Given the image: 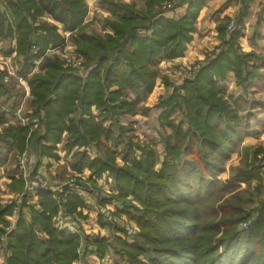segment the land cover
<instances>
[{
  "label": "trees",
  "instance_id": "obj_1",
  "mask_svg": "<svg viewBox=\"0 0 264 264\" xmlns=\"http://www.w3.org/2000/svg\"><path fill=\"white\" fill-rule=\"evenodd\" d=\"M186 3L184 14L170 18L162 9L154 12L161 0H146L144 12L133 4L109 1L116 19L108 21L112 34L101 37L83 33L88 13L84 0H0V40L16 39V50L24 60L20 74L25 75L32 61L44 57L49 47L65 43L57 26L36 25L38 17L50 16L63 26L64 34L70 33V39L78 33L73 40L85 65L91 64L87 74L66 73L58 61L45 58V73L29 80L34 116L45 123L37 145L41 140L56 144L65 131L70 134V147L107 142L104 155L93 159L82 153L73 167L88 168L96 177L112 174L125 211L135 208L133 201L141 206L139 215H130L141 230L137 241L130 245L118 239L129 264H264V204L246 231L238 228L249 218L246 213L237 216L232 205L211 206L220 192L261 180V165L220 179L225 170L222 162L251 135L246 124L250 115H241L247 112L245 101L226 96L224 85L233 74L246 94L256 76L251 69L256 55L241 52V23L232 32L228 26L220 27L222 45L206 58L193 79L184 80L162 100L161 127L172 129L165 137L163 159L155 146L135 142L131 136L124 139L128 129L117 119L120 114L138 113L139 104L156 86L162 62L184 56L204 0ZM10 90L0 77V102L10 98ZM92 106L103 114L98 118L92 115ZM183 108L186 130L183 122L172 120ZM75 109L88 117L67 124ZM6 118L4 112L0 114V125L8 123ZM108 120L110 127L105 125ZM116 124L118 133L112 129ZM29 130L10 124L0 131V153L4 145L24 151ZM109 143L122 147L123 166L117 164L119 149ZM40 148L50 154L54 146ZM66 192L67 188L60 197ZM40 194L43 212H34L32 222L19 218L6 239L4 264H74L79 259L81 236L54 226L59 209L55 194L48 190ZM71 204L78 201L66 205L76 211L77 206ZM9 213L0 199V224L8 225L5 218ZM3 234L0 228V237ZM95 244L102 251L107 247L105 239Z\"/></svg>",
  "mask_w": 264,
  "mask_h": 264
},
{
  "label": "crops",
  "instance_id": "obj_2",
  "mask_svg": "<svg viewBox=\"0 0 264 264\" xmlns=\"http://www.w3.org/2000/svg\"><path fill=\"white\" fill-rule=\"evenodd\" d=\"M109 1L128 5L133 4L136 6V9L141 12H144L147 9L146 0H84L85 5L88 8V13L84 21V26H86V28L83 33L85 35L104 37L106 34H112V30L108 25V21H114L116 16L112 12L111 6L108 4ZM168 1L173 4V9L171 10H165L162 8V4ZM187 6L188 4L186 3V0H161V4L159 6H154V12L156 13L162 9L166 13L165 15L167 17L178 18L185 13ZM174 13L178 15H174ZM234 19H238V22L242 25L243 32L239 43L241 48L242 46L247 47L246 49L242 50L248 51L253 49L258 39L261 40V43H264V0H204V5L201 7L199 16L196 20L195 33L193 34L192 42L188 44L187 50L183 57L170 61H164L160 64L156 86L148 98L151 100L160 93H162V96L160 97H164L165 94L169 96L175 87L181 85L183 79L181 78L180 73H178V67L184 64L190 65L198 60H206V56L210 51V48H218L222 45L223 40L220 36L219 28L227 26L228 22ZM225 20L228 22H225ZM40 22L57 26L59 28V32L64 38L70 34H64L63 26L54 21L48 15L38 17L35 24L38 25ZM250 31L254 32L247 36L245 32ZM254 34H258L260 36L255 37ZM244 42L246 46L244 45ZM16 49V39L0 40L1 78L4 79L6 85L10 86L11 89L10 98L5 97L0 102V114L4 112L7 117L6 119L9 120V123L0 125V131L8 128V125L11 124V120L13 122L12 125L26 127V125L20 122V119L17 116V111L21 105L24 108V101L26 102L28 97H30V101L27 102L25 110L23 109V116L28 119L29 122H31L32 126L29 130L28 140L24 151H20L16 148V146L4 145L3 152L0 153V197L2 198V196H10L16 198L15 206L10 209V214L6 216V220L15 222L18 218H24L26 221L32 222L34 212H43V197L41 194L39 195L41 199H37L38 204L36 207H27L28 205H26L24 200L21 202L20 194L24 191L26 179L22 173L24 171V167L19 164L18 160L21 155L25 154L28 155V162L30 164H34L36 173L41 177L46 178L48 185L47 190L54 192L55 201L57 200V197H55L56 193L59 195L63 192L62 190L67 188L66 194L63 196V198H61L65 209L69 210L66 206L68 203L78 201V204H71V207L77 206L76 212L80 213L82 216L88 215V217L92 218L98 213H103L105 209H107L112 211L115 216H118L114 223L116 227L120 226V222L118 221L119 217L130 216L132 214V209L125 211V207L120 199L108 201L107 190L111 189L108 185V175H110V173H104L99 178H96L94 175L91 177V172L88 168H83L84 173L88 178L87 182L93 185L94 189L99 190L100 193L104 195V198L102 199H106L105 202H111L110 204L96 202L98 200L93 195V191L88 190L85 186H83L81 179H77L80 181L78 188L70 189L69 187H65L62 189L61 186L64 184V179L68 176H64L62 174L63 172L60 170V163L64 160L61 157L59 147L63 146V144L66 145V140L68 137L63 138V136L67 133V131L63 133L61 139L56 144L41 140V143L39 144L40 146H54V149L51 152L52 154L50 153L51 155L41 152L40 146L37 145V139H39L44 134L45 123L42 118L34 116L36 106L33 104V97L31 95V89L29 85V80H31L32 77L45 73V69H43L42 65L44 64V59L49 57L44 56L36 58L34 61H32L29 71H26L25 75H23L20 73L21 70H23L24 60L23 57H20ZM112 89L115 90L116 88L113 87ZM160 97H158V100ZM147 100L139 104L138 113L136 114L137 116L132 119L135 122H147V118L138 116L139 114L146 116L148 113L146 108L147 104L145 103ZM13 105H15V108ZM95 109L96 107L92 106L91 113L98 118L103 114V111H94ZM97 112L98 114H95ZM11 115L12 117L10 118ZM40 115L43 117L44 111H42ZM120 115L117 116L118 122ZM80 117L87 118L88 115L82 114L80 109H75L70 114V118L67 121H77ZM108 121L105 122V125L111 123ZM31 134L33 136L30 138ZM105 146H107V142L103 140L99 145L93 143L82 147L87 149L88 154L91 155L92 158H95L98 155H104ZM30 161H34L35 163H31ZM65 164L69 165L67 162ZM73 169L75 168L73 167ZM75 170L76 171L73 174H79L78 171L80 170ZM56 202L59 204L58 201ZM59 212L60 209L57 210V213L54 216H57ZM54 226L57 227L55 224ZM103 226L109 228L107 225ZM80 227L84 231H87L88 229L87 225L84 226L82 222ZM58 228L62 229L60 227ZM42 235L45 236L44 234ZM80 241L81 243L78 250L79 259L76 260L74 264H90L87 253H91V244L84 241L82 236ZM82 254L83 256L81 257L80 255ZM6 256V251L3 249V251L0 252L1 264L5 263Z\"/></svg>",
  "mask_w": 264,
  "mask_h": 264
},
{
  "label": "rangeland",
  "instance_id": "obj_3",
  "mask_svg": "<svg viewBox=\"0 0 264 264\" xmlns=\"http://www.w3.org/2000/svg\"><path fill=\"white\" fill-rule=\"evenodd\" d=\"M165 3L167 2H164L163 4ZM174 15H178V14L174 13ZM225 22H228V21L225 20ZM231 23H233L234 25L233 30H235L238 24V19L229 21L227 26L230 25ZM233 30L231 31L228 30V32H232ZM242 30L243 29L241 28V33L243 32ZM253 32L254 31L245 32V34L249 36ZM77 35L78 33H76L72 39H70V35L68 37V42L71 47L69 49L70 52L73 51V52L78 53L77 44H75L73 40ZM254 36L259 37L260 35L254 34ZM244 45H245V42H244ZM216 48L217 47L210 48V51L208 52L206 57H209V55L212 56L213 52L217 50ZM246 48L247 47L242 46L241 48L242 54H247V53L252 52L256 55V58L251 66V69L252 71L255 72L256 76H255V79L252 80V82H250V86H249V89L247 90V93L246 94L244 93L243 86H239L237 84L236 78L234 77L233 74H230L228 76V79L226 80L224 85L226 87V92H227L226 96L229 97L230 95H233L235 97H240V99L245 101L247 112L242 113L241 115L242 116H245L246 114L250 115V117L247 118L246 124L250 128L251 135L246 137L240 143V145L231 153L229 159L222 162V165L225 170H224V173L221 174L220 179L223 180L233 175L239 169L261 165L262 169L259 174L261 177V180L259 178H256L246 184L239 186L237 189H234L231 191L220 192L219 194L213 197L212 204H211V206L214 208H218L220 207V205H228L229 207L232 205L231 207H233L236 210L237 216L245 217V213H246L249 218L246 221L243 220L238 225L239 231L240 230L246 231L251 227L253 220L258 216L259 207L262 206V204H264V43H261V40L258 39L253 49L248 50V51L242 50ZM45 57H49L46 59L58 61V63L66 71V73H69V71L75 73V71L68 65L67 60L64 58L62 54H56L55 56H45ZM83 59L85 61L84 57ZM203 63H205V60H198L195 63H192L190 65L184 64L178 67V73H180L179 68L185 72V74L180 73V76L183 79L182 83L186 79H189V80L193 79L196 74L195 72L199 70V67ZM90 65L91 64L85 65L84 63V67L82 71L85 73V71L88 69V66ZM160 96H162V93L158 94L151 100L148 97L145 99V100L148 99L145 102L147 104V107L146 106L145 107L147 108L148 113L146 114V116L140 115V114L138 116L147 118V122H144V121L135 122L134 120H132L133 118L137 116L136 114L135 115L121 114L119 116V123L121 126H124L125 128L128 129L124 135L126 137L124 139H127V137L131 136L133 137V140L135 142H139L142 144L143 143L151 144L155 146L154 148L158 151L159 155H161V158L163 159V157L165 156V148H164L165 137L172 133V129L167 126H165V128L161 127L160 119H161V113L163 110V108L161 107V102L162 100L166 99L168 95L165 94L164 97H160ZM158 97H160L159 100H158ZM29 101H30V97L26 99V102L24 101V108H23L24 110L27 105V102ZM148 103H149V106H148ZM255 103H257L256 106H253ZM253 107H257V108L252 109ZM96 110L100 111L97 108L94 111ZM95 114H98V112ZM185 116H186V112L183 108V110L177 111L176 114H174L172 118L173 122L175 123L183 122L184 124L182 125V127L184 130L187 129ZM11 117L12 115L10 116V118ZM109 121L111 122V120ZM69 122L70 121H67V124ZM10 123L11 124L13 123L12 120L10 121ZM111 125L112 123L106 126L110 127ZM31 126H32L31 122L27 121L26 127L31 129ZM116 127H117V124L115 126L113 125L112 129L116 133H118V129ZM69 136L70 134L67 132L63 136V138L68 137V139L66 140V145L63 144V146L59 147L60 152H61V157L64 160L60 163V170L61 172H63L62 174L64 176H68L67 178L64 179L65 181L63 180L64 184L61 187L62 189L67 187L66 185L70 181L69 179L71 178L74 179L78 185L80 181H78L77 179L82 180L81 183L83 186H85L86 183H88L87 185H91L89 182H87L88 178L86 174L84 173V169H81L80 171H78L79 174H73L76 170L73 169L72 165L75 164L77 160V156L81 155L82 153L88 154V151L86 148L79 147V146L70 147ZM110 145L114 146L113 144H110ZM113 148L121 150V151L118 150V153H117L118 154L117 164L120 166H123L125 163V160H123L124 154H123L122 147L114 146ZM27 159H29L28 155L26 157V160ZM118 159H119V162H118ZM30 162L35 163L34 161H30ZM66 162L69 163V165L65 164ZM32 170H33L32 176L34 178L37 175L35 166L34 164H31V167H30V164L28 162L24 168V171L22 172L23 176L27 177L31 175ZM90 172H91V177H93L92 171ZM96 178H99V177H96ZM108 178H109L108 185L111 188L110 190L109 189L107 190L108 201L118 200L119 192H118V189L116 188L114 177L112 176V174H110L108 175ZM32 180L34 179H31L25 182V188H24L23 193L20 194L21 196H23L26 193L27 184L30 183ZM41 180L45 183L46 187H48L46 178L42 177ZM91 187L92 189H89V190L93 191V195L98 200L96 202H99V203L102 202L104 204L111 203V202H105L106 199H102L104 198V195H102V193H100L99 190L94 189L93 185H91ZM55 197H57L56 201L59 202L58 204L59 209H60L59 213L64 216L66 221L68 222L75 221L78 229L82 231L83 233L82 239L88 242L89 244H91L90 246L91 253H87L88 254L87 257L89 258L90 264H129V258L127 257V254L124 253L123 250H121L118 239L119 241L127 242L130 245L133 244L135 241H137V238L139 237L141 230L136 224L134 219H131L130 216L128 217L120 216L118 220L120 222L119 223L120 226L117 225L119 227L118 228L116 227L114 223V221L116 220L118 216H115L113 212L110 210L105 209L103 213L101 214L98 213L97 215L93 216V218L88 217V215L82 216L80 213L76 211H69L65 209L64 203L60 195H58V193H56ZM1 199L3 201L2 206H4L3 204H6V201L15 200L16 198L10 197V196H5V197L2 196ZM38 199H41V198L38 197ZM132 203L135 205V208L132 209L131 216H134V215L137 216L139 215L142 208L137 202L133 201ZM37 204L38 202L35 197L34 199H32L31 205L27 207H31V208L36 207ZM14 206L15 205L6 206V208L11 209ZM18 220L19 218L17 219V221ZM6 221L8 222V225L0 224V228H3V231H4V234L1 235L0 237V252L3 251V249L5 250L7 236L15 228L16 223H17V221L15 222H10L8 220ZM81 222L84 226L87 225V228H88L87 231H84L80 227ZM10 225H13V227ZM103 225H107L109 228H106ZM8 227H10L9 228V230H11L10 232H8L7 230ZM40 236H43V235H40ZM104 239H105V242H107V247L104 251H102L97 246V244H95V242H97L98 240L100 241ZM147 248H148V245H147ZM6 254L8 253L6 252ZM78 255H79V251H78ZM80 256L82 257L83 254ZM143 259H145V257Z\"/></svg>",
  "mask_w": 264,
  "mask_h": 264
},
{
  "label": "built area",
  "instance_id": "obj_4",
  "mask_svg": "<svg viewBox=\"0 0 264 264\" xmlns=\"http://www.w3.org/2000/svg\"><path fill=\"white\" fill-rule=\"evenodd\" d=\"M162 8L165 9V10H171L173 8V4L172 3H165L162 5ZM234 28V25L233 23H231L230 25H228V30H233ZM70 35V34H69ZM68 35L65 37V43L62 44V45H59V46H52V47H49L47 50H46V53H45V56H55L56 54H62L64 56V58L67 60L68 62V65L75 71V74L77 76H84L85 73L87 74L88 73V69L85 71V73L82 71L83 67H84V59H83V56L77 52H70L69 49L71 48L70 47V44L68 42ZM1 68V67H0ZM188 68V67H187ZM189 69V68H188ZM191 70V69H190ZM192 71V70H191ZM179 72L180 73H183L185 74V72L183 70H181L179 68ZM193 72V71H192ZM194 73V72H193ZM196 73V72H195ZM194 73V74H195ZM2 75V72H1V69H0V76ZM21 80V79H20ZM22 83V81H21ZM23 107L21 105V107L18 109L17 111V116L19 117L20 119V122L24 125H26V122L28 121V119H26L24 116H23ZM26 157L27 155L23 154L20 158H19V164L21 166H23L25 168V166L27 165L28 163V159L26 160ZM30 164V163H29ZM30 167H31V164H30ZM32 173H33V170L31 172V175L25 177L26 179V182L28 180H31V179H34L32 180L30 183L27 184V187H26V193L21 196V202H23V200L25 201L26 205L30 206L31 205V201L32 199H34L36 197V199H38V197H40V192L41 191H45L47 190L48 187H46L45 183L41 180L42 177L37 174L34 178L32 176ZM70 181L67 183V187H69L70 189H74V188H78L79 185L77 184V182H75L74 179H69ZM108 181H109V178H108ZM88 183L85 184V187L89 190V189H92L91 185H87ZM3 203V201H2ZM4 207L6 208V206H12V205H15V200H8L6 201V204H3ZM53 222L54 224L57 226V227H60L62 229H67L69 230L72 234H78V235H81L83 237V233L82 231H80L75 223L74 222H68L65 220L64 216L61 215L60 213L53 218ZM13 227V225H10ZM10 227H8V232H10L11 230H9Z\"/></svg>",
  "mask_w": 264,
  "mask_h": 264
}]
</instances>
